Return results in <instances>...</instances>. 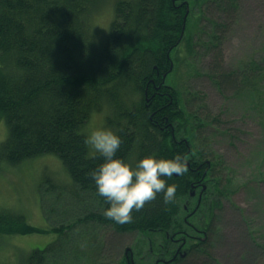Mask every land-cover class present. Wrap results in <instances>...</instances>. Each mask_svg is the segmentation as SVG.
<instances>
[{
	"label": "trees",
	"instance_id": "16d2710c",
	"mask_svg": "<svg viewBox=\"0 0 264 264\" xmlns=\"http://www.w3.org/2000/svg\"><path fill=\"white\" fill-rule=\"evenodd\" d=\"M99 1L0 0V114L9 129L0 147V168L57 155L79 193L93 197L96 207L85 212V224L151 236L152 250L173 258L165 264H209L205 261H215L211 236L221 201L264 181V155L260 167L252 169L255 174L239 182L211 139L204 142L202 136L204 127H219V118L211 116L206 103L190 109L169 78L178 74L176 62L189 64L197 57L188 36L190 20L197 27L205 23L198 30L204 38L201 49L210 59L208 77L222 93L252 96L264 128V53L242 66H226L223 45L238 13L237 0H116L115 18L103 37L91 27ZM216 1L222 4L215 12L203 10ZM215 13L224 15V21ZM107 106L113 114L109 124L122 137L117 156L134 161L181 152L187 160L188 171L169 180L178 185L175 202L165 205L158 194L124 224L104 216L108 204L88 175L103 157L93 155L84 143L85 127L93 112ZM14 214L0 210V225L15 226L26 219ZM75 228L56 231L59 238L34 250L27 264H67L61 254ZM41 230L36 229L47 232ZM197 231L208 232V237ZM155 234H161L158 243ZM98 252L96 246L92 257ZM118 263L129 261L125 256Z\"/></svg>",
	"mask_w": 264,
	"mask_h": 264
},
{
	"label": "rangeland",
	"instance_id": "374dc122",
	"mask_svg": "<svg viewBox=\"0 0 264 264\" xmlns=\"http://www.w3.org/2000/svg\"><path fill=\"white\" fill-rule=\"evenodd\" d=\"M99 2L91 15V27L94 35L103 37L115 18L116 0ZM221 4L216 1L209 8L203 7V10L215 12ZM236 8L238 13L234 22L228 25L223 45L225 64L229 68L242 66L264 53V0H237ZM195 9V13L198 12L197 7ZM206 15L202 22L206 21ZM215 15L218 21H224V15ZM198 24L191 19L188 32L197 57L189 64L186 61L183 63L184 59L179 64L176 62L178 74L170 77L169 82L178 88L190 109L197 110L200 104L206 103L211 116L219 118L218 128L208 125L202 129L204 142L211 139V146L229 166V172L237 176L239 182L246 181L255 174L253 170L260 167V159H263L264 128L259 125L252 96L244 93L236 97L222 93L208 77L210 59L201 49L204 38L198 30L206 24L197 27ZM181 49L184 50V46ZM181 52L183 57L187 55L186 51ZM112 116L108 106L93 112L85 133L95 127L112 128L108 121ZM8 133L6 120L0 114V147ZM73 183L62 160L54 154L17 166L2 164L0 210L15 213L16 216L23 215L26 219L15 226L0 225V264H27L34 250H43L57 240L56 231L69 225L76 228L62 250L63 263L117 264L127 253L137 264H162L163 256L157 249L152 250L151 242L148 243L151 236L120 234L109 227L85 224V212L96 206L93 197L88 193H79ZM160 237L161 234H155L157 243ZM211 239L215 261L205 263L264 264V181L221 201L216 230L212 232ZM96 246L99 252L94 258L93 248ZM197 261L192 259L191 263Z\"/></svg>",
	"mask_w": 264,
	"mask_h": 264
},
{
	"label": "clouds",
	"instance_id": "9594fccd",
	"mask_svg": "<svg viewBox=\"0 0 264 264\" xmlns=\"http://www.w3.org/2000/svg\"><path fill=\"white\" fill-rule=\"evenodd\" d=\"M84 143L93 155L103 157L88 175L96 192L108 204L103 212L107 218L119 224L129 223L133 220V211L141 210L158 194H162L165 205L175 202L178 185L169 180L174 174L182 176L188 171L183 153L176 152L171 157L153 153L129 161L116 155L122 137L110 127L92 128L86 133Z\"/></svg>",
	"mask_w": 264,
	"mask_h": 264
},
{
	"label": "flooded vegetation",
	"instance_id": "af4514ba",
	"mask_svg": "<svg viewBox=\"0 0 264 264\" xmlns=\"http://www.w3.org/2000/svg\"><path fill=\"white\" fill-rule=\"evenodd\" d=\"M207 189V186H203V190H206ZM197 193H193V197H196ZM196 211V210H195ZM198 232V231H197ZM198 233H201L202 235H204V239H206L208 237V232H205V231H199ZM190 238L192 239H195V240H203L202 238H200L199 236H194V235H189ZM186 243V241H183L182 244H180V248ZM128 257V255H127ZM142 257V256H141ZM129 260V264H131L133 261L131 260L130 258V255L129 257L127 258ZM162 259V258H161ZM171 260H173V258L171 257L170 255V258L169 259H162V263L165 264V263H169Z\"/></svg>",
	"mask_w": 264,
	"mask_h": 264
}]
</instances>
